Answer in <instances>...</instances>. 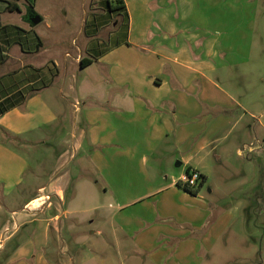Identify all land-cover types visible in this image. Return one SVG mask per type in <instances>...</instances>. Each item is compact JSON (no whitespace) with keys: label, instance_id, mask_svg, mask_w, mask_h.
I'll return each mask as SVG.
<instances>
[{"label":"crops","instance_id":"0c3cea01","mask_svg":"<svg viewBox=\"0 0 264 264\" xmlns=\"http://www.w3.org/2000/svg\"><path fill=\"white\" fill-rule=\"evenodd\" d=\"M124 1L129 29L118 46L116 29L102 43L104 21H88L86 10L78 34L93 23L99 30L81 40L47 33L52 16L38 11L39 0H0V104L11 106L0 115L4 264H76L71 249L87 245L69 218L84 210L69 203L82 186L97 192L98 181L116 249H136L152 264H200L230 221L225 210L215 216L213 189L185 190L187 170L207 182L231 143L248 173H261L264 123L233 114L246 112L236 94L255 82L247 84L245 64L259 0ZM258 189L250 202L262 199V182Z\"/></svg>","mask_w":264,"mask_h":264},{"label":"rangeland","instance_id":"374dc122","mask_svg":"<svg viewBox=\"0 0 264 264\" xmlns=\"http://www.w3.org/2000/svg\"><path fill=\"white\" fill-rule=\"evenodd\" d=\"M259 2L260 6L257 12L252 41L247 43V50L251 51V54L248 63L245 64L248 69L247 84L251 80L256 83L252 81L245 90L243 89L239 94H236L238 96L237 100L245 106L246 112L236 107L233 113L234 117L245 113L244 117H246L248 123L251 122L256 125L259 119L264 123V0H259ZM85 3L87 6L84 8ZM89 3L90 0L89 2L87 0H39L38 11L52 16L51 21L53 24L47 30L50 35L63 34L69 38H77L79 36L81 40H84L92 32L90 30L91 26L87 27L83 34L79 35L77 21H80V17L82 14L84 15V10H86L85 18L88 21H92L94 18H97L99 22L100 20L104 21V27L102 25L101 31L98 33L102 38L103 44H110L111 40H107L106 37L117 26L116 17H114L116 14L108 10L105 0H95L94 2L92 0L91 5ZM109 16L113 17L110 18ZM13 18L15 19L16 16ZM59 19H63L65 25H60ZM40 31L43 33L46 31L45 24L39 26ZM126 36V27H119L117 35L111 43L121 42L126 44ZM79 45L83 48L85 43L79 42ZM101 75L106 76L105 73H101ZM256 76H258L257 80ZM226 88L230 92H234V94L237 91L231 90L230 87ZM100 91L105 96L106 89L104 85L101 86ZM127 93L125 90L118 91L120 101L121 98H125L124 102H127ZM105 99H107L106 96ZM250 117H256L257 119ZM261 135L264 147L263 128L261 129ZM227 148L229 151L224 154L223 163H213L211 178L205 182L201 191L207 194L210 188L214 190L215 194L211 198L217 210L215 216L216 214H221V210H225L224 212L229 216L230 225L222 233L214 248L209 251V254L203 251V261L200 264H264V148L260 160L261 173L260 168L257 166L256 169L253 168L256 173L252 175L246 170V162L238 156L234 149V144L230 143ZM222 175H224L223 178ZM260 182H262L263 189L262 199L257 203L250 202V198L254 196V190H259ZM95 189L97 192H94L93 187L82 186L80 188V200L69 203L72 208L80 207L81 210H84L81 214H72L69 218L70 221L74 219L76 222L81 223L80 229L83 232L78 235L84 243L81 247L87 245L81 251L78 250L81 248L77 250L71 249L70 254L76 258V264H152L143 256L142 252L136 249L124 250L115 248L116 242L111 234L109 224V210L104 207L109 202L104 195V185H102L101 181H98ZM29 190L34 191V188ZM70 194H76L74 188L68 191V195ZM40 203L41 201L35 202L34 207H40ZM249 205L251 210L248 209ZM219 218L212 217L210 223H214ZM99 229H103L105 232L102 237L96 235V230ZM101 239L107 242L103 244V249L99 252L94 249L91 250V245H95ZM6 259V253L0 252V264H4Z\"/></svg>","mask_w":264,"mask_h":264},{"label":"trees","instance_id":"16d2710c","mask_svg":"<svg viewBox=\"0 0 264 264\" xmlns=\"http://www.w3.org/2000/svg\"><path fill=\"white\" fill-rule=\"evenodd\" d=\"M105 3H106V7L108 8V10L113 13V14H116L114 17H116V22H117V26H116V30L119 29V27H126L127 29V32H128V29H129V14L127 12V9H126V5H125V1L124 0H105ZM110 18L113 17V16H109ZM97 19V18H96ZM95 20H93L94 22ZM98 21V19H97ZM90 27V30L92 29V32H95L97 33L98 30H99V27L97 24L93 23V25H90L88 24L86 26L85 29H87V27ZM96 30V31H93V30ZM92 32H90V34H92ZM97 45L98 43L100 44L98 38H96L94 40ZM116 44L118 46H120L122 43L121 42H116ZM94 59H96V57H93V59H89V58H83L81 60V64L83 67H86L90 64H92L94 62ZM11 108V106H8L6 105L5 103H1L0 104V115L6 113L9 109ZM191 169L187 170V173L190 172ZM206 182V177L201 175V179H200V182H199V185L197 188L193 189V188H189V187H185V190L187 192H190L191 194H197L201 188L204 186Z\"/></svg>","mask_w":264,"mask_h":264},{"label":"built area","instance_id":"2783aa9c","mask_svg":"<svg viewBox=\"0 0 264 264\" xmlns=\"http://www.w3.org/2000/svg\"><path fill=\"white\" fill-rule=\"evenodd\" d=\"M201 179V173L197 170H190L183 176L181 183L184 187L197 188Z\"/></svg>","mask_w":264,"mask_h":264},{"label":"water","instance_id":"95a60500","mask_svg":"<svg viewBox=\"0 0 264 264\" xmlns=\"http://www.w3.org/2000/svg\"><path fill=\"white\" fill-rule=\"evenodd\" d=\"M42 18L39 17L38 15L36 14H32L31 16V21L34 25L38 24L39 22H41Z\"/></svg>","mask_w":264,"mask_h":264}]
</instances>
